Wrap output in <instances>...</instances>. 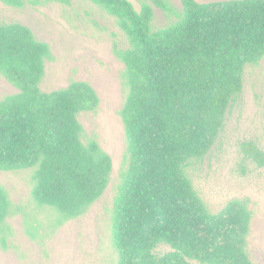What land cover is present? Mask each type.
<instances>
[{"label":"trees","instance_id":"1","mask_svg":"<svg viewBox=\"0 0 264 264\" xmlns=\"http://www.w3.org/2000/svg\"><path fill=\"white\" fill-rule=\"evenodd\" d=\"M92 1L116 17L129 40L118 52L129 87L121 111L129 163L113 206L117 264H256L248 248V200L231 199L212 212L188 168L219 138L246 67L264 57V0H181L178 19L155 30L148 3L137 10L130 0ZM153 1L171 9L165 0ZM50 57L49 44L30 27L0 21V71L19 88L0 101V170L35 168L32 197L62 223L103 194L112 159L96 139L82 141L78 115L100 103L89 83L41 90ZM243 150L264 165L254 141ZM10 209L0 187V230Z\"/></svg>","mask_w":264,"mask_h":264},{"label":"rangeland","instance_id":"2","mask_svg":"<svg viewBox=\"0 0 264 264\" xmlns=\"http://www.w3.org/2000/svg\"><path fill=\"white\" fill-rule=\"evenodd\" d=\"M130 1L137 10L142 3L153 7L154 30L168 26L182 12L181 0H165L170 10L153 0ZM23 2L22 7H14L0 0V21L27 25L38 40L49 44L51 57L45 61L42 91L62 89L74 81H85L96 90L99 106L78 115L82 141L96 139L111 156L112 171L103 194L85 213L60 223L53 208L38 205L32 197L35 168L0 170V187L11 200L0 230V264H117L113 206L129 163L121 115L129 87L118 52L129 46V40L116 17L92 0ZM18 92L0 71V101ZM250 141L264 151V57L246 67L242 92L229 107L219 138L204 158L188 168L194 187L212 212L231 199L248 200L253 213L248 248L252 260L264 264V165L244 152L243 144Z\"/></svg>","mask_w":264,"mask_h":264}]
</instances>
